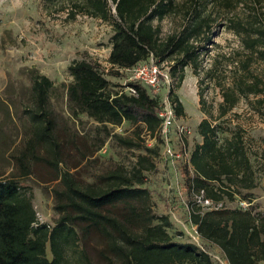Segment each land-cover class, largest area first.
Here are the masks:
<instances>
[{
	"label": "trees",
	"instance_id": "obj_1",
	"mask_svg": "<svg viewBox=\"0 0 264 264\" xmlns=\"http://www.w3.org/2000/svg\"><path fill=\"white\" fill-rule=\"evenodd\" d=\"M55 2L57 0H44ZM75 12L99 18L109 24L108 63L120 69L155 58L170 60L171 74L178 84L183 69L191 65L199 74V58L218 27L237 35L244 57L233 52L231 64L238 76L224 88L219 115L231 110L240 97L264 94V74L252 73L251 66H264V0H78L71 1ZM243 8L239 15L237 10ZM178 18L171 32L161 35V21ZM213 65L205 71L211 78ZM71 81L65 86L66 105L78 118L84 114L98 123L107 134L109 127L128 122L139 136L144 130L157 142L162 118L160 97L147 86L129 81L136 95L126 87L117 90L99 65L85 57L72 60L66 67ZM242 72V73H241ZM32 107L26 110L31 123L23 150L15 156L19 176L30 172V161H43L51 170L53 210L58 214L52 225L39 222L32 200L16 177L0 179V264H214L203 246L177 240L169 232L167 215H156L149 204L150 190L144 186V171L154 168L150 155L157 154V143L146 147L132 138L113 134L128 148L147 152L137 155L134 165L116 167L100 173L94 180H81L63 165L66 148L75 139L63 136L50 108L52 80L41 73L31 76ZM175 114L183 113L178 96L169 91ZM261 101L262 99H258ZM203 103L202 95H199ZM211 116V112L207 111ZM202 138L188 155L184 175L187 186L222 207L197 205L189 210L196 233L223 252L228 264H258L264 261V210L254 205L257 186L242 137L236 133L220 136L217 123L203 118L197 125ZM95 150L80 151L81 160ZM77 146V145H76ZM43 149L45 155L39 154ZM80 159L73 164L76 168ZM237 200L234 206L225 201ZM240 202H246V207Z\"/></svg>",
	"mask_w": 264,
	"mask_h": 264
},
{
	"label": "rangeland",
	"instance_id": "obj_2",
	"mask_svg": "<svg viewBox=\"0 0 264 264\" xmlns=\"http://www.w3.org/2000/svg\"><path fill=\"white\" fill-rule=\"evenodd\" d=\"M71 1L78 0H0V179L18 178L31 197L38 221L49 225L54 223L58 214L53 210L51 189L57 181L50 180L51 170L43 161H30L31 172L27 176H19L20 168L14 158L23 150L31 127L26 113L32 107L31 76L35 72L44 74L55 87L50 95V108L58 130L63 136L74 138L77 145L66 148L68 156L63 165L66 164L81 180L91 182L96 175L116 167L129 170L138 154H147L142 148L123 146L113 134L132 138L146 147L157 143V154L149 156L154 168L144 171V186L150 190L152 212L169 217V232L175 239L195 242L210 252L211 243L203 240L190 222L189 210L197 206L195 202L200 203L196 191L187 186L184 175L188 155L202 141L197 125L203 118L221 127V137L233 133L242 137L255 171L257 186L252 191L256 196L264 195V94L240 97L231 110L219 115V105L223 100L221 88L232 84L233 78L238 76V72L234 71L235 65L230 62L231 54L237 52L242 57L245 55L240 38L224 27L216 28L212 42L204 46L200 55L199 74H195L191 65H187L180 84L176 77L173 78V86L169 90L178 96L183 113H174L167 142L163 136V142H157L144 130L137 136L135 127L128 122L109 127L110 133L107 134L86 115L75 118L70 114L65 86L71 77L66 67L74 59H90L99 65L117 90L127 85L131 72L120 68L117 70L108 63L109 38L112 34L109 24L78 11L70 18V9H74ZM242 12L241 7L236 13L241 15ZM178 21V18L165 17L161 21V35L175 29ZM143 61L162 62L153 57ZM173 63L174 60L170 61V65ZM213 65L216 69L211 73L213 79L210 80L206 78L205 71ZM251 71L264 74L262 62H255ZM169 90H161L160 103ZM199 95H202L203 103H200ZM207 111L211 112V116ZM179 126L187 128L181 141L177 134ZM101 140L103 144L99 149L80 159L77 147L82 152L95 150ZM167 144L172 156L166 153ZM39 154L45 155L42 148ZM79 159L75 168L73 164ZM236 204L237 200L225 201L227 206ZM254 205L264 210L258 201Z\"/></svg>",
	"mask_w": 264,
	"mask_h": 264
},
{
	"label": "built area",
	"instance_id": "obj_3",
	"mask_svg": "<svg viewBox=\"0 0 264 264\" xmlns=\"http://www.w3.org/2000/svg\"><path fill=\"white\" fill-rule=\"evenodd\" d=\"M113 68L117 70L119 69L116 67ZM125 70L131 72L129 81L142 83L143 85L148 87L150 93H152V95L154 96H159L163 88H167L169 90V88L173 86L174 76H172L171 74L170 61H162L161 63H155L153 61H142ZM125 87L130 94L136 95V90L133 88V86L125 85ZM160 105L161 109L159 115L162 118V123L159 129V133L165 138L167 142L169 127L175 113L174 105L169 100V94H166L164 96L163 102H161ZM178 128V139H180L181 141L183 139V136L187 132V128L186 126H179ZM166 153L171 156L173 155L169 144H167ZM197 197L198 203H200L203 207H212L216 209L222 207V202L214 203L212 200L205 198L203 190H201L197 194ZM240 204L244 207L248 205L246 202H240Z\"/></svg>",
	"mask_w": 264,
	"mask_h": 264
},
{
	"label": "crops",
	"instance_id": "obj_4",
	"mask_svg": "<svg viewBox=\"0 0 264 264\" xmlns=\"http://www.w3.org/2000/svg\"><path fill=\"white\" fill-rule=\"evenodd\" d=\"M263 185H264V182H263ZM262 197H264V195H261V196L257 195L256 198L253 200V202L255 203L256 201H258V203L260 204V207L264 208V200H263L264 198H262ZM259 200H261V201H259ZM210 254L213 257L214 264H228L223 252L216 245L211 244ZM217 259L219 260V262L217 261ZM258 264H264V261H261Z\"/></svg>",
	"mask_w": 264,
	"mask_h": 264
}]
</instances>
